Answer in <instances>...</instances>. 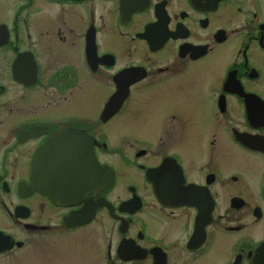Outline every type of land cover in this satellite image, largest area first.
Segmentation results:
<instances>
[{"label":"flooded vegetation","instance_id":"obj_1","mask_svg":"<svg viewBox=\"0 0 264 264\" xmlns=\"http://www.w3.org/2000/svg\"><path fill=\"white\" fill-rule=\"evenodd\" d=\"M0 264H264V0H0Z\"/></svg>","mask_w":264,"mask_h":264},{"label":"water","instance_id":"obj_2","mask_svg":"<svg viewBox=\"0 0 264 264\" xmlns=\"http://www.w3.org/2000/svg\"><path fill=\"white\" fill-rule=\"evenodd\" d=\"M51 188H49V189H47V191H51V192H54V191H56L57 189H55V187L53 186V184H52V186H50ZM55 201H58L59 199H54Z\"/></svg>","mask_w":264,"mask_h":264}]
</instances>
